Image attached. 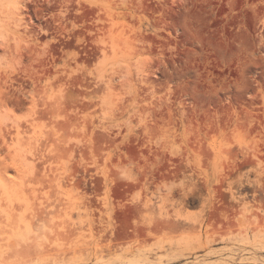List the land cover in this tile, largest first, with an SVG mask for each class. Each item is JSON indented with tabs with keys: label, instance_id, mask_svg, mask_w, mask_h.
<instances>
[{
	"label": "rangeland",
	"instance_id": "374dc122",
	"mask_svg": "<svg viewBox=\"0 0 264 264\" xmlns=\"http://www.w3.org/2000/svg\"><path fill=\"white\" fill-rule=\"evenodd\" d=\"M0 264H264V0H0Z\"/></svg>",
	"mask_w": 264,
	"mask_h": 264
}]
</instances>
